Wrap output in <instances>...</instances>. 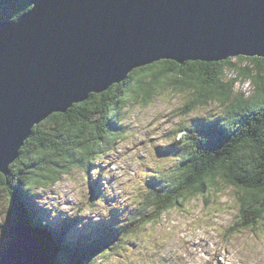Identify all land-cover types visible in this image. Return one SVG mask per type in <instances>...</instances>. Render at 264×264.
<instances>
[{
    "label": "trees",
    "instance_id": "1",
    "mask_svg": "<svg viewBox=\"0 0 264 264\" xmlns=\"http://www.w3.org/2000/svg\"><path fill=\"white\" fill-rule=\"evenodd\" d=\"M31 8L30 0H0V19L17 20ZM235 59L250 62L238 71L253 85L248 97L234 91L235 77L225 82L226 71L236 70ZM167 89L190 92L183 108L193 109L211 101L223 108L217 118L191 119L192 131L171 143L167 154L176 157L172 167L164 173L147 174L148 187L135 199L138 206L127 217L128 225L119 238L115 231L98 225L102 221L89 234L88 228H69L71 218L52 221L40 208L30 209L31 187L53 186L61 174L74 167L88 173L94 160L104 159L116 148L117 140L126 137L122 125L125 108L140 100L143 107L149 106L160 91ZM186 127L183 123L176 132ZM101 168L96 167L97 178L90 181L98 201L107 195L101 190L100 177L105 175ZM0 184L7 192L2 232H9L8 221L18 214L25 225L42 233L50 247L55 244L54 264H95L93 257L99 248H120L123 241L131 239L134 232L141 233L163 212L184 204L185 199L206 197L215 186L236 189V223L249 225L254 220L247 224V218H242L247 207L248 213L257 217L264 212V57L238 55L181 63L161 59L135 68L106 91L90 93L85 101L73 103L64 113H52L33 126L19 156L9 164L8 174L0 173ZM113 213L118 221L117 213Z\"/></svg>",
    "mask_w": 264,
    "mask_h": 264
},
{
    "label": "water",
    "instance_id": "2",
    "mask_svg": "<svg viewBox=\"0 0 264 264\" xmlns=\"http://www.w3.org/2000/svg\"><path fill=\"white\" fill-rule=\"evenodd\" d=\"M0 19V173L50 114L161 59L264 57V0H30ZM8 221L0 264H54L24 218Z\"/></svg>",
    "mask_w": 264,
    "mask_h": 264
},
{
    "label": "rangeland",
    "instance_id": "3",
    "mask_svg": "<svg viewBox=\"0 0 264 264\" xmlns=\"http://www.w3.org/2000/svg\"><path fill=\"white\" fill-rule=\"evenodd\" d=\"M233 61L236 70L226 71L225 82L236 78L234 91L248 97L253 85L238 71L250 62L246 59ZM189 96L190 92L185 89H167L160 91L149 106L143 107L141 100L132 102L125 108L122 121L126 137L117 140L116 148L108 151L104 159L94 160L88 173L74 167L61 174L53 186L31 187L30 209L45 207L47 213L57 216L59 221L71 218L69 228H88L89 234L90 229L102 221L98 225L121 236L128 224L123 216H119L118 221L113 219L111 203L117 202L122 214L135 209L138 204L134 200L142 196V173L156 171L157 164L170 167L169 162L173 161L169 157L163 159L166 154L159 148L182 140V132H176L181 124L191 119L217 118L223 108L217 101L193 109L183 108ZM185 130L191 132L192 128ZM97 165L107 170L100 181L101 187L110 193V199L100 197L102 202L95 197L90 183L91 178L97 177L94 173ZM110 183H113L112 188H107ZM6 194V187L0 184V223L5 218ZM236 195V189L220 185L210 190L206 197L185 199L184 204L168 209L156 221L146 224L141 233L134 232L120 248H99L93 261L95 264H221L222 260L230 258L225 260L228 264H264V212H259L257 217L256 213H248L250 207H247L242 218H247V224L254 221L249 225L236 223L239 216ZM77 216L81 217L79 221L74 219ZM132 227L135 229L136 226ZM2 231L0 229V250L9 244L8 231ZM158 239L164 242L162 250H158ZM218 247L220 250H216Z\"/></svg>",
    "mask_w": 264,
    "mask_h": 264
},
{
    "label": "bare ground",
    "instance_id": "4",
    "mask_svg": "<svg viewBox=\"0 0 264 264\" xmlns=\"http://www.w3.org/2000/svg\"><path fill=\"white\" fill-rule=\"evenodd\" d=\"M29 10H30V9H29ZM102 201H103V199L101 200V202H102ZM116 203H117V202H115L114 204L111 203V205L113 206V208H114V207H117V204H116ZM109 205H110V204H108L107 206L110 207ZM122 213H123V212H122ZM110 215H111V214H110ZM161 264H162V262H161Z\"/></svg>",
    "mask_w": 264,
    "mask_h": 264
}]
</instances>
